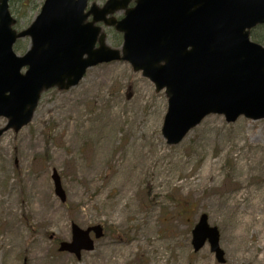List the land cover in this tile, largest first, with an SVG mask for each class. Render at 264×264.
Returning <instances> with one entry per match:
<instances>
[{
	"label": "rangeland",
	"instance_id": "374dc122",
	"mask_svg": "<svg viewBox=\"0 0 264 264\" xmlns=\"http://www.w3.org/2000/svg\"><path fill=\"white\" fill-rule=\"evenodd\" d=\"M42 3L9 0L14 28H26ZM104 30L107 44L120 49L121 35ZM250 37L264 46V25ZM29 43L17 40L14 52L22 55ZM166 110L164 89L123 60L88 68L66 90L43 92L31 121L0 136V264H264L258 234L236 227L239 211L264 205V118L227 122L210 113L170 145L161 133ZM135 171L128 198L117 199L119 177ZM201 214L218 230L223 262L208 242L193 250ZM71 223L103 229L79 258L58 250L71 241Z\"/></svg>",
	"mask_w": 264,
	"mask_h": 264
},
{
	"label": "water",
	"instance_id": "95a60500",
	"mask_svg": "<svg viewBox=\"0 0 264 264\" xmlns=\"http://www.w3.org/2000/svg\"><path fill=\"white\" fill-rule=\"evenodd\" d=\"M130 1L92 3L85 12L87 0H44L30 25L16 31L8 0H0V117L7 120L0 136L30 122L43 91L66 90L87 68L119 59L141 70L156 91L164 88L161 133L167 144L180 142L210 113L223 114L227 122L240 115L264 118V47L249 39L251 28L264 23V0H134L128 7ZM120 10L123 16L116 19L113 13ZM96 22L122 34L121 49L107 44ZM25 36L29 49L18 56L12 46ZM51 178L64 201L55 170ZM91 231L94 239L103 235L99 224L83 229L72 223L71 241H61L58 250L79 258L94 247ZM191 235L194 251L207 241L217 261H224L218 230L206 214Z\"/></svg>",
	"mask_w": 264,
	"mask_h": 264
},
{
	"label": "bare ground",
	"instance_id": "6f19581e",
	"mask_svg": "<svg viewBox=\"0 0 264 264\" xmlns=\"http://www.w3.org/2000/svg\"><path fill=\"white\" fill-rule=\"evenodd\" d=\"M135 147L136 150H139V145ZM146 160L147 159L144 156H142V154L136 157V161L140 166L146 164L147 163ZM204 175L206 174L204 173ZM136 178H137L136 171L132 173L129 179H125L124 177H119L118 179L119 193L117 195V199L124 198V200H126L128 198L127 194L130 188L132 187V185L135 183ZM244 188L246 191L249 190L248 187L246 186ZM261 192L264 195V190H262ZM226 205L227 208L232 207L231 204H226ZM131 208H133L132 205ZM236 227L240 234L245 232L247 229L256 232L261 241L260 247L264 250V205H260L259 201H254L248 205L246 210H243L242 212L239 211L238 218L236 220ZM237 257L239 256L237 255ZM263 259H264V252H262L261 255L257 257V260H263Z\"/></svg>",
	"mask_w": 264,
	"mask_h": 264
},
{
	"label": "flooded vegetation",
	"instance_id": "af4514ba",
	"mask_svg": "<svg viewBox=\"0 0 264 264\" xmlns=\"http://www.w3.org/2000/svg\"><path fill=\"white\" fill-rule=\"evenodd\" d=\"M96 24H100V25H101V22H98V23H96Z\"/></svg>",
	"mask_w": 264,
	"mask_h": 264
}]
</instances>
